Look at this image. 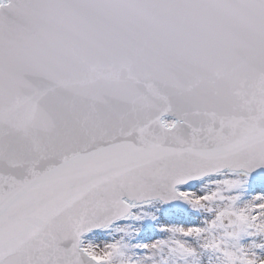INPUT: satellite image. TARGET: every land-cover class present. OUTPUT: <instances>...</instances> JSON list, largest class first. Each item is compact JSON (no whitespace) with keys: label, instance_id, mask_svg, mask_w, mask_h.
<instances>
[{"label":"snow or ice","instance_id":"1","mask_svg":"<svg viewBox=\"0 0 264 264\" xmlns=\"http://www.w3.org/2000/svg\"><path fill=\"white\" fill-rule=\"evenodd\" d=\"M0 264H264V0H0Z\"/></svg>","mask_w":264,"mask_h":264}]
</instances>
